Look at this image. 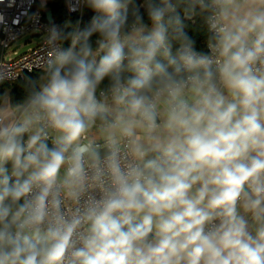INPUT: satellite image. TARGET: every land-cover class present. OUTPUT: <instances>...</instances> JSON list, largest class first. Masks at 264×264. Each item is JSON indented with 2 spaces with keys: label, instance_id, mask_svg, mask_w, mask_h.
<instances>
[{
  "label": "clouds",
  "instance_id": "obj_1",
  "mask_svg": "<svg viewBox=\"0 0 264 264\" xmlns=\"http://www.w3.org/2000/svg\"><path fill=\"white\" fill-rule=\"evenodd\" d=\"M81 6L23 13L48 56L0 93V264H264V0Z\"/></svg>",
  "mask_w": 264,
  "mask_h": 264
},
{
  "label": "built area",
  "instance_id": "obj_2",
  "mask_svg": "<svg viewBox=\"0 0 264 264\" xmlns=\"http://www.w3.org/2000/svg\"><path fill=\"white\" fill-rule=\"evenodd\" d=\"M76 0H64V10L67 15H76L78 19L83 16L84 6L77 11H69L70 4H75ZM39 10L37 0H0V16H3L4 22L0 23V70L7 73V79L4 84H13L19 82L17 79L23 75H32L42 72V66L48 56L47 45L44 41L42 30L33 29L34 24L23 15L28 12L29 15ZM44 8L39 10V26L48 25L46 21ZM54 23V22H53ZM32 34L35 38V48L29 49L26 53L16 56L17 48L14 44L25 34ZM7 51H13L16 57H7Z\"/></svg>",
  "mask_w": 264,
  "mask_h": 264
},
{
  "label": "trees",
  "instance_id": "obj_3",
  "mask_svg": "<svg viewBox=\"0 0 264 264\" xmlns=\"http://www.w3.org/2000/svg\"><path fill=\"white\" fill-rule=\"evenodd\" d=\"M46 8L52 11L53 14V20L56 24H62L66 19H71L73 21L77 20L78 17L76 15H67L64 10V0H47ZM93 13L91 10L84 7L83 9V16L82 20L84 22H87L89 18L91 17ZM146 19V16H145ZM190 34L197 40L198 47H203V40H204V34L202 30L199 28L198 23L195 25H192L189 29ZM32 74V75H39ZM5 91H14L17 96H19L20 88H19V82L13 83V84H4L0 87V93H3Z\"/></svg>",
  "mask_w": 264,
  "mask_h": 264
},
{
  "label": "rangeland",
  "instance_id": "obj_4",
  "mask_svg": "<svg viewBox=\"0 0 264 264\" xmlns=\"http://www.w3.org/2000/svg\"><path fill=\"white\" fill-rule=\"evenodd\" d=\"M39 3H40V0H37V4H39ZM34 39L35 38L30 33L25 34L20 39H18V41L13 46V47H18L16 56H20V55L26 53L29 49L35 48L36 44H35ZM12 52L13 51H7L6 52L7 57H16L13 55Z\"/></svg>",
  "mask_w": 264,
  "mask_h": 264
},
{
  "label": "water",
  "instance_id": "obj_5",
  "mask_svg": "<svg viewBox=\"0 0 264 264\" xmlns=\"http://www.w3.org/2000/svg\"><path fill=\"white\" fill-rule=\"evenodd\" d=\"M45 17H46V21L48 23H53L54 22V20H53V14H52V11L51 10H49V9L46 10Z\"/></svg>",
  "mask_w": 264,
  "mask_h": 264
}]
</instances>
